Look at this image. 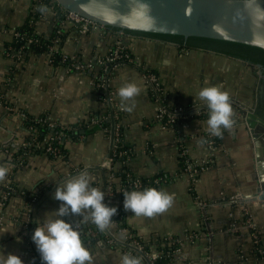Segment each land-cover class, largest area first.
<instances>
[{"label":"crops","instance_id":"0c3cea01","mask_svg":"<svg viewBox=\"0 0 264 264\" xmlns=\"http://www.w3.org/2000/svg\"><path fill=\"white\" fill-rule=\"evenodd\" d=\"M34 1L0 0V166L9 169L5 180L0 182V192L3 187L14 186L20 192L33 194L30 200L22 195L10 196L0 208L5 220L0 223V253L17 254L24 264H38L30 237L34 228L27 223L40 226L53 218L60 205L53 199L55 188L85 169L92 186L104 192V202L123 212L125 229L144 242L152 241L149 253L143 255L118 243L108 244L102 238L85 236L82 242L90 251L93 264H121L122 255L132 252L142 258V264H150V257L160 252L154 242L169 237L177 239L180 245L179 255H174L169 264H264V253L260 257L255 253L249 231L243 227L247 218L254 223L264 250V205L259 201L232 202L252 194L255 187L251 178L254 172L251 138L235 104L239 101L244 105L255 91L250 67L211 51L179 50L173 43L112 32L104 27L80 33L70 24L63 26L61 51L88 61L94 56H105L120 44L139 65L121 64L106 76L98 65L83 72H67L48 64L45 54L31 53L15 65L7 55V44L13 31L28 20ZM58 23L54 10L48 8L46 13L40 12L36 31L50 36ZM143 70L159 76L168 108L203 104L197 94L210 85H219L230 95L234 125L224 131L210 168L193 182L194 193L188 182L179 177L180 148L186 146L192 159L201 160L206 155L204 145L194 135L207 131L208 117L192 115L186 130L177 125L158 124L154 115L159 104L149 93ZM104 79L107 89L114 93L111 102L114 124L122 130L123 145L132 150L128 160L131 172L144 178L164 174L166 177L160 183L148 187L174 194L173 205L163 214L148 218L124 210L120 194H110L105 180L111 166L110 129L109 134L98 128L89 132L88 126L85 131L79 129L91 117L107 116L110 121L108 102L100 97L106 92L97 87ZM125 82H135L141 87L131 113L120 108L118 89ZM20 112L30 117L49 114L60 127L79 129L74 131L78 133L76 139L62 138L65 160L24 146L28 131ZM197 199L205 202L202 212L196 206ZM232 222L237 225L236 232L229 230ZM87 223L82 224L85 227Z\"/></svg>","mask_w":264,"mask_h":264},{"label":"water","instance_id":"95a60500","mask_svg":"<svg viewBox=\"0 0 264 264\" xmlns=\"http://www.w3.org/2000/svg\"><path fill=\"white\" fill-rule=\"evenodd\" d=\"M67 12L102 27L229 40L264 49V0H53ZM150 11H146L145 7ZM255 78L253 104L237 101L241 121L251 138L255 184L252 194L232 202L259 201L264 205V73L246 61ZM110 107V153L114 142L113 109ZM110 157V156H109ZM34 230L30 231V237ZM32 247L42 262L35 243ZM146 258V257H144ZM43 263V262H42Z\"/></svg>","mask_w":264,"mask_h":264},{"label":"built area","instance_id":"2783aa9c","mask_svg":"<svg viewBox=\"0 0 264 264\" xmlns=\"http://www.w3.org/2000/svg\"><path fill=\"white\" fill-rule=\"evenodd\" d=\"M40 1V0H36ZM46 6V5H45ZM60 7V6H59ZM61 8V7H60ZM38 5H34L32 11L40 16V12L37 10ZM61 10L64 11V18L62 21L59 22L58 29L56 31V38L53 41L54 44H50L48 46V52L45 54L46 59L48 64L52 66L53 64V56L55 53H58L60 56L59 63L63 64L65 63L64 67L65 71L67 72H83L86 70L92 69L94 66L98 65L101 67L102 71L104 72V75L109 74L112 70H114L116 67L120 66L121 64H136V60H134V57L132 54L124 48V46L117 44L115 45L105 56H94L91 60L85 61L82 60L78 55L76 54H71V53H66L61 51L59 45H60V40H61V35L63 34V26L66 24L73 25L78 29L80 33H86L90 30H97L101 28L102 26L91 22L77 14H74L72 12H67L64 9L61 8ZM36 33H38L36 31ZM12 35L14 37H18L20 34L17 32H13ZM32 42V39H28L26 44H30ZM22 48L15 49L12 47L8 48L7 55H9L14 61H17V64L22 62ZM144 79L149 87L150 90L153 92V98L155 99L156 102H158V107L156 110V113L154 115V119L160 124L161 126L169 127V126H179L180 128L186 130L189 127V120L191 119L192 115L196 116H206L208 117V110L204 104L201 105H192V106H182V105H174L172 108H168L165 103V89L162 84V81L160 80L159 76L150 70H145L144 71ZM107 81L104 79L100 83L97 84V87L100 89L105 90V96L101 97L102 101H107L108 102V97L110 99V102H112V97L114 95L113 92H110L107 89ZM111 104V108H112ZM20 116L23 118V120H27L28 124H26V129L28 131V137L27 140L24 142V146H30L33 147L35 150L40 151L44 154L51 155L55 159H60L61 154H60V148H59V143L61 142V136H62V131H59L57 133L50 132L48 133L47 136H45L42 139H39V135L37 133H34L32 131L36 130L34 125H39L40 127H47L50 130L53 129L56 126V122L52 119V117L49 114H42L40 116L36 117H30L24 112L19 113ZM104 118H97V117H91L89 118V121L91 123H100ZM118 126H115L114 128V142L112 146V151L117 147V144L119 142V139H116L118 130ZM194 138L196 139H203L206 141V143H203L205 150H206V155L201 159H192L189 156L188 148L186 146H181V152L180 155L183 157V167L180 169V178H184L188 182V184H193V182L197 179L199 174L210 168L214 161V157L217 154V152L220 149V142L217 140L219 137H214L210 136L207 131L200 132L199 134L194 135ZM112 154V153H111ZM119 155L125 156L127 161L130 158V155L128 154L127 150H120ZM110 162L111 166L108 168V176H107V182L108 187H109V193L113 194L111 191V178L112 174L110 173L112 170V165H113V160L112 157L110 156ZM86 171L83 169L81 172ZM125 172V170H121V172ZM79 174V172H78ZM127 176H130L128 172H125ZM161 181L158 180L157 178H154L153 180L146 179L145 182H143L140 178L137 176L133 179L132 176L129 179V183L132 187L134 188H140L144 186H150L151 184H158ZM6 190H2L0 192V208H2L6 201L9 198V193L8 191L12 189L11 186H6ZM118 194L120 192H125V189L122 188L120 185L116 188V191ZM33 199V198H32ZM196 206L198 207L199 211L202 212V209H204L205 202L202 200L197 199L196 200ZM109 205V204H108ZM111 206V205H109ZM118 218V219H123V215L121 212L117 211V214L113 216L112 218ZM207 221V219H205ZM4 218L0 215V223L4 222ZM243 227L248 229L250 238L252 239L254 243V251L255 253L260 257L263 255L264 250L261 245V238L259 233L256 231L254 223L249 220L248 218L243 222ZM208 229L210 227L208 226ZM229 230L232 232H236L237 230V225L235 223H231ZM104 235V240L108 244H114L118 243L121 247L126 248L127 250H133L137 252L138 254H148L142 249V246L138 244L135 235L127 231L125 228H119L118 225L114 222L110 225V227L105 230L103 233ZM86 237L89 238H98L100 235L97 231L90 230L85 234ZM166 240L169 241L171 245L175 246L174 249V255H179L180 253V245L179 241L175 238H165ZM161 252H157L156 255H153L150 257L149 262L150 264H155L154 260L158 257L161 256Z\"/></svg>","mask_w":264,"mask_h":264},{"label":"clouds","instance_id":"9594fccd","mask_svg":"<svg viewBox=\"0 0 264 264\" xmlns=\"http://www.w3.org/2000/svg\"><path fill=\"white\" fill-rule=\"evenodd\" d=\"M145 7L146 11H150ZM48 11L47 6L37 9ZM141 94V87L135 82H125L118 89L120 108L131 113L136 107L135 98ZM198 98L208 110L207 132L210 136L222 137L225 130L234 125L230 95L219 85L203 87ZM198 143H206L201 139ZM9 169L0 166V182L4 181ZM123 208L136 216L148 218L163 214L174 203V194L163 189L147 187L143 190L123 192ZM105 194L91 184L87 171L66 179L57 185L53 199L60 202L55 216L46 223L36 226L31 236L43 264H93V257L81 239V223L91 221L100 232L107 230L117 214V207L104 202ZM64 217H78L79 220H65ZM0 264H24L19 255L0 253ZM121 264H142V258L131 253L123 254Z\"/></svg>","mask_w":264,"mask_h":264},{"label":"trees","instance_id":"16d2710c","mask_svg":"<svg viewBox=\"0 0 264 264\" xmlns=\"http://www.w3.org/2000/svg\"><path fill=\"white\" fill-rule=\"evenodd\" d=\"M34 5H46L47 8H50L51 10H54V13L57 17V21L60 22L64 18V11L61 10L59 5L53 1V0H40V1H34ZM40 16L35 14L33 11L30 12L28 20L20 27H17L13 32H17L20 34L18 37H14L12 35V40L7 44L6 50L8 51L9 47L19 49L22 48L23 54H22V60L27 56L29 53L33 55L37 54H46L48 52V46L50 44H54L53 41L57 37L56 31L58 29V24L54 27V31L52 35L50 36H45L44 34L36 33V23L39 20ZM106 30H110L112 32H121L123 34H130V35H137V36H143V37H148L152 39H157L161 40L164 42H169L175 44L179 50H189V49H200L204 51H211L215 52L217 54H221L227 57H231L240 61H246L254 65H260L263 73H264V49L258 46H252L249 44H244V43H239V42H234V41H229V40H222V39H215V38H208V37H200V36H188L185 38L182 35H176V34H163V33H153V32H142V31H135V30H120L118 28L114 27H104ZM60 44H62V41L64 40V33L60 36ZM28 39H32V42L30 44H26ZM8 57H10L8 55ZM11 58V57H10ZM53 64L52 66L55 68H63L65 63L60 64V56L58 53H55L53 56ZM15 65L17 64V61H14ZM16 68V66H14ZM87 71V70H86ZM145 71V70H143ZM151 71V70H150ZM153 72V71H151ZM155 73V72H153ZM156 74V73H155ZM150 95H154L152 90L149 89ZM102 97L105 96L104 93L101 94ZM29 120V119H27ZM23 120V123L28 124V121ZM110 121L108 117L104 120H102L100 123H91L90 121L86 122V124H82V126L79 129H83L84 131L86 130V126L90 127L91 130L89 132L93 131L94 129H100V130H106L107 134H109V129H110ZM36 130L32 131L34 133H37L39 135V139L44 138L45 136L48 135V133L53 132L57 133L59 131H62V136L60 139L59 143V148H60V154L62 160H65V150H64V143L62 142V138L65 137H72L76 139V136H78V133H74V131H78L79 129L75 130V126H71L70 128H64L60 127L58 124L53 129H49L47 127H40L38 124L34 125ZM94 128V129H93ZM118 130V129H117ZM116 136V139H119V142L117 144V147L112 151L111 157L113 160V165H112V178L110 181L111 184V191L114 193L116 191V188L120 185L122 188L125 189V191H132V190H141L143 188H147V186L140 187V188H134L130 185L129 179L132 176L134 179L136 175H134L129 166H128V161L126 160L127 158L125 156L119 155L120 150H127L128 154L131 156L132 155V150L126 146L123 145L122 143V130L119 129L118 133ZM221 137L217 138V140L220 142ZM37 151V150H36ZM39 152V151H38ZM47 155V154H46ZM49 157L53 158L51 155H48ZM183 157L180 155V168L183 167ZM121 170H125V172H128L130 176H127L125 172H121ZM109 173V172H108ZM107 175H105V180H106V185L109 183L107 182ZM143 182H145L146 179L153 180L154 178H157L158 180H162L166 176L164 174H158L156 177L152 178H144L140 177ZM156 184H151L150 186H154ZM12 189L8 191L9 197L14 196V195H22L24 198H27L30 200L32 198V193L23 191L20 192L16 187L11 186ZM189 187L191 191H193V184H189ZM2 190H6L5 187L2 188ZM1 190V191H2ZM120 198L124 200L123 192H120ZM8 201V200H7ZM6 201V203H7ZM5 203V204H6ZM119 212H122L119 208H117ZM123 215V212H122ZM114 222L118 225L119 228H127V225L124 222V219H118L112 218ZM25 223V221L23 222ZM29 228H34L36 227L35 223H32L29 221L28 223ZM84 224L81 223V239H86L85 234L90 231L94 230L99 233V238L94 240H98L100 238H104V235L102 234L103 232H100L96 225L93 224L91 221H89L85 227L83 226ZM93 240V241H94ZM136 240L138 244L142 246V249L149 253V247L152 244L151 242H144L141 239L136 237ZM158 246V250L162 253L160 257L156 258L154 260L155 264H169L170 261L174 257V249L175 246L171 245L168 240L163 238L162 240H158V242H154ZM135 252H132L134 254ZM138 254V253H137ZM37 258V257H36ZM38 264H42L38 259H37Z\"/></svg>","mask_w":264,"mask_h":264},{"label":"rangeland","instance_id":"374dc122","mask_svg":"<svg viewBox=\"0 0 264 264\" xmlns=\"http://www.w3.org/2000/svg\"><path fill=\"white\" fill-rule=\"evenodd\" d=\"M253 89V88H252ZM254 90V89H253ZM254 93H252V95L250 96V98H249V100L247 101V102H249V106L250 105H252L253 104V97H254V95H253ZM247 102H245L244 103V105H246L247 104ZM238 109V108H237ZM239 112V110H237V113ZM239 117H240V114H239ZM241 119V118H240ZM251 145H250V147L252 146V143L251 142H249ZM254 163V162H253ZM252 169H253V166H252Z\"/></svg>","mask_w":264,"mask_h":264},{"label":"flooded vegetation","instance_id":"af4514ba","mask_svg":"<svg viewBox=\"0 0 264 264\" xmlns=\"http://www.w3.org/2000/svg\"><path fill=\"white\" fill-rule=\"evenodd\" d=\"M262 69V68H261Z\"/></svg>","mask_w":264,"mask_h":264}]
</instances>
